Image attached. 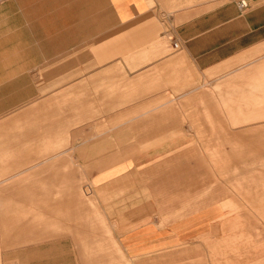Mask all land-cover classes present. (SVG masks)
Segmentation results:
<instances>
[{
	"label": "crops",
	"instance_id": "0c3cea01",
	"mask_svg": "<svg viewBox=\"0 0 264 264\" xmlns=\"http://www.w3.org/2000/svg\"><path fill=\"white\" fill-rule=\"evenodd\" d=\"M244 1L0 0V186L41 189L7 201L111 264H264V210L229 208L264 180V0ZM81 182L105 227L67 223Z\"/></svg>",
	"mask_w": 264,
	"mask_h": 264
},
{
	"label": "rangeland",
	"instance_id": "374dc122",
	"mask_svg": "<svg viewBox=\"0 0 264 264\" xmlns=\"http://www.w3.org/2000/svg\"><path fill=\"white\" fill-rule=\"evenodd\" d=\"M237 157L241 160L243 158V156ZM250 157L252 162L259 161L254 160V158H259L257 155ZM256 177H258V172H256ZM255 182L261 183V186L255 185L250 188L251 201L245 204L238 202L230 204V209H241L245 206L251 211L264 210V185H262L264 180L261 178L252 181V183ZM40 190L38 187L0 186V264H56L59 262L55 261L56 258L64 261L66 255L67 258L72 259L73 264L92 263V260L98 258L110 260L106 264H111V260L121 257L113 242L106 241V244L102 246L95 241H89L97 236L79 234L65 236L48 233L63 230L58 228L64 226L66 221L42 216L45 213L38 211L39 203L20 204L7 201L10 198L16 199L17 195L21 194L32 198L33 194H39ZM244 190L247 192L248 188ZM73 195L76 203L73 207V217L71 220L67 219V223H71L73 227L106 226L102 217L96 214L94 197L84 182L74 187ZM59 242L61 245L58 244ZM65 242L72 243L67 251L64 250ZM93 264L97 263L93 262Z\"/></svg>",
	"mask_w": 264,
	"mask_h": 264
},
{
	"label": "built area",
	"instance_id": "2783aa9c",
	"mask_svg": "<svg viewBox=\"0 0 264 264\" xmlns=\"http://www.w3.org/2000/svg\"><path fill=\"white\" fill-rule=\"evenodd\" d=\"M239 6L242 7V8L243 7H246V2L244 0H240ZM174 47H177V44L176 43H174Z\"/></svg>",
	"mask_w": 264,
	"mask_h": 264
}]
</instances>
